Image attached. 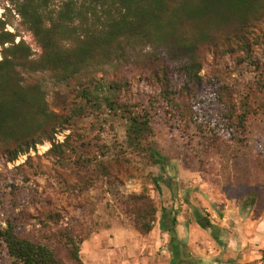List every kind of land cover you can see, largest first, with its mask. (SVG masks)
Wrapping results in <instances>:
<instances>
[{"label":"rangeland","instance_id":"rangeland-1","mask_svg":"<svg viewBox=\"0 0 264 264\" xmlns=\"http://www.w3.org/2000/svg\"><path fill=\"white\" fill-rule=\"evenodd\" d=\"M8 7L0 4V21L9 32L18 34L16 42L23 40L37 57L39 48L18 17L5 9ZM253 25L247 35L251 44L248 57L235 49L221 54L224 47L235 48L232 41L220 43L213 54L203 53L201 75L207 88L201 99L206 118L197 125L162 101V68L150 61L149 49L136 55V63L116 73L98 69L97 78L127 81V89L116 100L118 106L135 113V104H145L151 142L168 162L154 167L144 155L132 152L126 145L125 121L105 106L84 109L68 130L55 137V144L63 145L61 157L50 153L49 142L14 163L0 155V225L6 217H15L19 235L50 245L62 264H75L54 232L68 228L86 241L112 227L133 229L127 207L130 195L148 192L158 212L164 202L153 180L166 182L168 186L159 181V188L167 186L173 190L170 196L175 193L178 200L192 198L205 218L209 216L207 206L225 199L238 200L263 214L264 19ZM254 38L259 45L253 43ZM19 71L25 85L42 87L50 111L62 117L71 113L77 103L78 82L57 84L48 72ZM178 84L174 76L171 85ZM222 101L230 105L234 119L249 110L243 134L232 135L225 125L224 116L229 112ZM128 102L130 105L122 106ZM79 156L92 160L91 165L78 167ZM0 264H11L1 248Z\"/></svg>","mask_w":264,"mask_h":264},{"label":"trees","instance_id":"trees-1","mask_svg":"<svg viewBox=\"0 0 264 264\" xmlns=\"http://www.w3.org/2000/svg\"><path fill=\"white\" fill-rule=\"evenodd\" d=\"M1 3L9 6L5 9L18 17L40 50L36 57L23 40L16 42L18 34L9 32L7 24L0 21V155L7 163H14L46 142L52 144L50 153L61 157L63 145L55 144L56 135L68 130L84 109L105 106L125 121L128 148L144 155L152 166L163 167L168 160L151 142L153 134L145 104H135V113L118 106L116 100L127 89V81L97 78V70L116 73L136 63V55L149 49L150 61L162 68V101L197 125L206 118L201 99L207 88L201 75L203 53L213 54L220 43L232 41L235 48L224 47L221 54L235 49L248 57L251 44L247 35L255 22L264 19V0H61L58 5L56 0H0ZM253 43L259 45L257 38ZM19 70L48 72L57 84L78 82L77 103L71 113L62 117L50 111L42 87L25 85ZM174 76L179 84L172 86ZM219 89L226 92L225 88ZM223 104L229 112L224 116L225 125L232 135L243 134L249 110L234 119L230 105L225 101ZM128 105L129 102L122 106ZM91 163L81 156L76 160L80 168ZM159 181L153 180V185L160 194ZM162 184L168 186L166 182ZM127 207L133 217V230L141 236L149 235L158 214L150 194L142 191L130 195ZM161 212L164 220L167 211L163 208ZM16 220L6 217L0 225V248L11 264H62L50 245L19 235ZM164 225L172 233L176 221ZM54 237L73 263L84 264V240L68 228L56 230ZM261 263L264 264V251Z\"/></svg>","mask_w":264,"mask_h":264},{"label":"crops","instance_id":"crops-1","mask_svg":"<svg viewBox=\"0 0 264 264\" xmlns=\"http://www.w3.org/2000/svg\"><path fill=\"white\" fill-rule=\"evenodd\" d=\"M167 186L153 231L141 236L131 228L112 227L81 245L84 264H262L264 213L240 201L220 200L205 210L178 200ZM159 194V195H160ZM170 196L168 199L167 197ZM166 198V199H165ZM204 206V205H203ZM166 209L163 220L162 209ZM176 221L172 233L165 222Z\"/></svg>","mask_w":264,"mask_h":264},{"label":"built area","instance_id":"built-area-1","mask_svg":"<svg viewBox=\"0 0 264 264\" xmlns=\"http://www.w3.org/2000/svg\"><path fill=\"white\" fill-rule=\"evenodd\" d=\"M18 42V41H17Z\"/></svg>","mask_w":264,"mask_h":264}]
</instances>
